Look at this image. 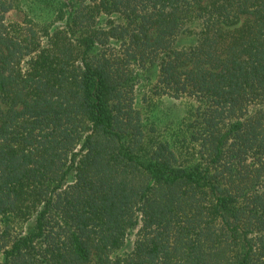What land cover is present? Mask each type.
Returning a JSON list of instances; mask_svg holds the SVG:
<instances>
[{"label": "trees", "instance_id": "16d2710c", "mask_svg": "<svg viewBox=\"0 0 264 264\" xmlns=\"http://www.w3.org/2000/svg\"><path fill=\"white\" fill-rule=\"evenodd\" d=\"M38 1L0 0V264H264V0Z\"/></svg>", "mask_w": 264, "mask_h": 264}, {"label": "rangeland", "instance_id": "374dc122", "mask_svg": "<svg viewBox=\"0 0 264 264\" xmlns=\"http://www.w3.org/2000/svg\"><path fill=\"white\" fill-rule=\"evenodd\" d=\"M11 4L10 9L4 14L6 24L13 22H25L31 20L37 24L52 19L49 8L38 0H5ZM103 18H107L104 16ZM110 18V17H109ZM112 19L120 22L115 16ZM61 22V20H59ZM24 25V23H22ZM155 75L150 80H142L137 85L138 107H141L144 121L148 117L153 121L157 134L170 136L179 126L184 125L191 118L192 111L197 106V101L192 97L174 98L168 95L154 94ZM144 96V97H143ZM146 99V100H145ZM145 100V101H143ZM149 101V102H148ZM0 106L4 107L3 97L0 95ZM85 264H98L93 258Z\"/></svg>", "mask_w": 264, "mask_h": 264}]
</instances>
